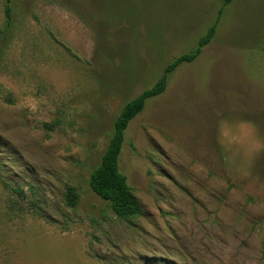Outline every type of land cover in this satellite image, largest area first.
<instances>
[{"label":"rangeland","instance_id":"1","mask_svg":"<svg viewBox=\"0 0 264 264\" xmlns=\"http://www.w3.org/2000/svg\"><path fill=\"white\" fill-rule=\"evenodd\" d=\"M6 5L0 264H264V0L227 5L129 124V218L91 173L124 105L197 47L223 0H11L9 25Z\"/></svg>","mask_w":264,"mask_h":264},{"label":"trees","instance_id":"2","mask_svg":"<svg viewBox=\"0 0 264 264\" xmlns=\"http://www.w3.org/2000/svg\"><path fill=\"white\" fill-rule=\"evenodd\" d=\"M234 0H223L217 18L206 34L202 36L197 47L191 52L176 57L169 63L163 75L149 89L144 90L138 96L128 101L114 122V128L109 143L102 155L100 164L93 170L89 179L90 188L100 198L109 202L113 212L121 218L134 217L139 214V206L136 198L130 191L127 177L119 168L120 155L125 141L126 130L131 121L145 109L148 99L163 94L168 86L169 75L181 64L194 62L202 53L205 46L209 45L217 32L218 25L223 17L224 9ZM11 0H7L5 13L7 24L11 23ZM66 203L75 206L78 195L73 188L69 187L66 193Z\"/></svg>","mask_w":264,"mask_h":264}]
</instances>
